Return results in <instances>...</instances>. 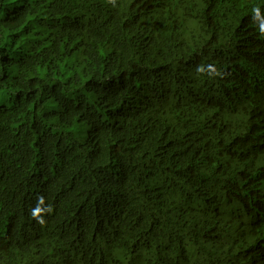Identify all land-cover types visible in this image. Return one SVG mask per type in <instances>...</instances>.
Here are the masks:
<instances>
[{
  "label": "trees",
  "instance_id": "obj_1",
  "mask_svg": "<svg viewBox=\"0 0 264 264\" xmlns=\"http://www.w3.org/2000/svg\"><path fill=\"white\" fill-rule=\"evenodd\" d=\"M261 24L264 0H0V264H264Z\"/></svg>",
  "mask_w": 264,
  "mask_h": 264
},
{
  "label": "clouds",
  "instance_id": "obj_2",
  "mask_svg": "<svg viewBox=\"0 0 264 264\" xmlns=\"http://www.w3.org/2000/svg\"><path fill=\"white\" fill-rule=\"evenodd\" d=\"M109 2L112 3L113 6H115V0H109ZM255 11L257 12V15H258L259 14V9H256ZM261 31L264 32V24H261ZM209 69L212 72H215L216 71L214 68H212L211 65L209 66ZM199 71L203 72L204 69L203 68H200ZM216 74L219 75L220 73L216 72ZM43 204H44V198L41 196V197L38 198V205H37V207L34 208L32 210V213H31L32 216L34 218H36L40 224H44V222H45L44 219L41 216V213L44 212V211L51 212V210H52L51 209V206H48L47 209L41 208L40 205H43Z\"/></svg>",
  "mask_w": 264,
  "mask_h": 264
}]
</instances>
